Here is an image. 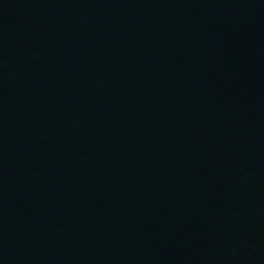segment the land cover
Returning a JSON list of instances; mask_svg holds the SVG:
<instances>
[{
	"label": "water",
	"instance_id": "obj_1",
	"mask_svg": "<svg viewBox=\"0 0 264 264\" xmlns=\"http://www.w3.org/2000/svg\"><path fill=\"white\" fill-rule=\"evenodd\" d=\"M0 264H264V0H0Z\"/></svg>",
	"mask_w": 264,
	"mask_h": 264
}]
</instances>
